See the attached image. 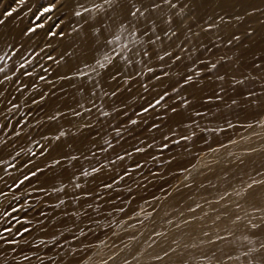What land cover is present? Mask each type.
I'll return each instance as SVG.
<instances>
[{"label": "bare ground", "instance_id": "bare-ground-1", "mask_svg": "<svg viewBox=\"0 0 264 264\" xmlns=\"http://www.w3.org/2000/svg\"><path fill=\"white\" fill-rule=\"evenodd\" d=\"M47 1L0 0V20L4 21L0 24V94L8 83L16 81L20 84L16 95L22 93L31 77L21 78L24 69L18 61L34 50L36 55L39 51L42 54L53 42L58 57L54 74L73 91L60 104L61 109L76 104L90 106L107 95L116 102L122 100L120 104L130 98L135 102L129 110L121 106L116 114L95 121L88 129L77 127L59 140L56 137L70 126L71 117H54L45 124L54 141L37 164L49 162L51 169L40 174L37 188L50 190L45 197L51 205L49 225L31 233L29 240L19 244V250L35 240L54 242L47 246L58 264H96L95 260H101L100 264H264V0H196L195 4L172 0L175 8L158 0L161 6L150 19L118 14L105 0H63L66 19L62 32L50 25V12L43 11L50 7ZM221 7L229 10L227 23L216 18ZM12 9L16 10L12 16L5 15ZM208 16L207 24L212 28L204 32L206 23L198 24ZM237 16L244 21L239 22ZM247 23L253 27L240 29ZM194 25L198 27L192 30L191 46L181 59L161 61L165 67L160 71H167V75L154 78L157 67L143 72L148 41L159 35L155 46L168 50L171 45L165 42L171 31L175 30L178 38ZM149 26L155 28L145 33ZM215 30H222L226 40L233 35L240 40H233L224 50L218 45L209 49L206 44ZM239 31L242 33L236 35ZM205 53L217 67L200 73L206 65L198 59ZM175 63L178 67L172 70ZM196 72L200 74L185 84V76ZM150 78L154 83L147 88V97L167 88L180 96L178 102L162 109L166 119L154 128L140 127L152 115L143 118L134 112L145 99L137 96L135 87H144ZM221 87L225 90L218 95L225 100L217 97ZM203 97H209L207 103L202 102ZM197 106L201 114L192 122ZM127 122L135 134L144 137L146 150L126 152L137 141L122 140L120 135L113 138L114 125L123 128ZM94 129L98 133H93ZM168 134L189 139H183L179 146L171 145L154 162L149 161L147 151L157 152ZM6 151L1 145L0 155ZM116 156L123 159L116 158L113 163ZM138 160H145L138 171L156 163L166 183H175L180 172L184 182L161 201L153 199L149 204L157 205L154 214L137 229L127 215L139 209L142 197H129L137 187L123 186L119 172ZM113 167L119 170L115 174ZM93 168L99 171L93 172ZM101 183L108 184L105 195L98 197ZM79 193L86 195L77 196ZM113 207L117 212L111 211ZM84 211L90 214L83 216ZM115 223L117 228L111 233L110 224ZM92 224L96 228L90 232L87 227ZM123 227L127 229L120 231ZM76 234L63 251L59 250L61 240ZM88 253L91 256L86 258ZM5 258L0 255V264ZM35 261L32 258L26 264Z\"/></svg>", "mask_w": 264, "mask_h": 264}, {"label": "rangeland", "instance_id": "rangeland-1", "mask_svg": "<svg viewBox=\"0 0 264 264\" xmlns=\"http://www.w3.org/2000/svg\"><path fill=\"white\" fill-rule=\"evenodd\" d=\"M47 2L52 8L49 13V15H51L49 20L50 25L62 32L63 29L61 25L66 19L63 0H48ZM216 13L218 15L216 18L219 20L220 17H224V21L230 19L228 14L229 10L226 7L219 8ZM210 18L211 16L206 17L198 25L206 23L203 26L208 28L209 25L207 22ZM243 21L244 17H240L239 22ZM198 25L188 27V33L178 37L179 39L176 38V31H171L168 34L169 40L165 42V44L171 45L168 50L162 48L160 44L155 46V41L159 38V35H157L155 39L153 38L154 40L148 41L145 50L147 53V64L142 67L143 72L145 73L149 69L157 67L159 72L154 75V78L165 75L167 71H160L164 69L165 65L160 64L162 60H160L159 57L164 56V60L170 61H176V56L181 57L182 53L188 51L187 48H190L192 30L198 27ZM241 26L243 27L240 29L243 30L253 27L252 23L243 24ZM154 28V26H149L145 33H148ZM173 32L175 35H172ZM223 33L222 30H215V33L212 34L213 39L206 44L209 49L210 47L213 48L218 45L224 50L223 47L229 45ZM240 33H242V31H239L236 35ZM45 49L46 51L42 52V54H40L39 51L38 55H36V50H34L27 57L18 61L17 65H23L20 68L24 69L20 74L21 78L27 77L28 75L31 77V80L27 87L24 88L23 92L16 95V90L20 86L19 82L16 81L8 83L3 93L0 94V146L4 145L7 149L4 154L0 155V255L6 257L3 264H26L28 260L32 258L36 259L35 264H58L54 257L55 255L51 253L52 250L49 249V246L54 245V242L45 243L42 240H35L30 242L25 250H19V244L29 240L31 233H39L49 225L48 221L50 219L51 205L45 201V197L50 193V190L47 188H37L40 174L51 169V163L49 162L44 165L37 164V160L46 156L49 145L54 141L53 138H49L45 131V124L54 117H71L72 123L63 130L65 135L77 127H83L85 129L90 128L95 121L105 117V112H107L108 115L116 114L121 106L127 111L130 107H133V103L135 102L134 98H130L124 100V102L120 104L122 100L116 102V98L113 99L111 96L107 95L97 99L90 106L76 104L67 109H61L60 104L68 100L73 91L71 88H66L62 85L61 76L54 74V69L57 66L56 61L58 59L54 54V43H48ZM166 52L171 53V55H165ZM198 61L206 65L201 69L200 73H206L211 69L210 56L208 53H205ZM177 67L178 64L175 63L172 70ZM196 73H190L189 75H192L194 79ZM43 81H46L45 85ZM153 83L154 79L150 78L148 81L146 80L144 82V87H135L138 88L137 96L142 99L145 98L142 106L134 108V112L137 113L136 116H142L144 118L149 114L152 115L151 120H143L140 127L143 125V127L147 126L149 128H154L158 122H164L166 116L162 109L168 104L173 105L180 99V96L176 95L170 88L164 89V91L157 95L147 97L146 90L148 87L152 86ZM127 86H129V83ZM224 90L225 88L221 87L216 92L220 100H225L222 95H218L222 94ZM162 95L165 96V99L154 108L151 107ZM201 100L207 103L209 97H203ZM198 107L199 106H197V109H193V113L190 117V121L192 122L199 119L198 116L201 114V110L198 109ZM144 108H149V111L144 112ZM153 111H155V113ZM77 112H79L80 115H76ZM130 112H132V109ZM118 129H120L121 132H119ZM118 129L114 125L113 132L115 131L116 137L113 138H119L121 136L122 140L137 141L126 152L134 153L139 150L147 149V146L142 142L144 141V137L135 134L133 129L129 127V122H127L123 128ZM92 132L98 133L95 129L92 130ZM182 137L183 136L172 138L171 134L166 135L163 143L158 146L157 152L153 150L147 151L148 160L154 162L159 155L169 150L171 145L176 144L179 146L183 141ZM156 141V139L153 140V142ZM177 141H179V143H177ZM203 152L205 151H202V153ZM116 158L117 156L112 158V161ZM144 161L145 160H138L121 169V173L119 172V176L123 177V186L133 184L137 187V190L132 192L129 197L131 198L137 195L142 197L139 209L135 213L127 215V220L133 221L137 229L143 227L150 220L157 208V205H150L149 203L155 198H159V201H161L170 191H174L184 182V174L180 172L176 177L175 183H166L165 175L161 174L160 168L155 167L156 163H154V165H148L145 171H138L137 167L144 165ZM102 163L103 161L99 162L98 165ZM113 171L115 174L119 170L113 167ZM33 173H35V175H33ZM25 177H28V179H25ZM116 179L112 181L114 182ZM108 183H101L98 185L100 187L97 191L98 197L105 195L104 186ZM84 195H86V193H79L77 196ZM111 211L117 212L116 207H113ZM89 214V211H84L82 213L83 216H88ZM117 225V223L114 225L110 224L109 229L111 233H114ZM95 228L96 225L93 224L87 227L90 232L94 231ZM126 229V227H123L120 228V231ZM110 234H108V236ZM77 235L78 234L73 235L70 239L61 240L59 243L60 246L63 247L59 250L63 251L64 245H67L68 241ZM125 242H128V240ZM36 247H38V250L35 254L29 252ZM91 254L88 253L86 258L91 256ZM95 263L100 264L101 260H95Z\"/></svg>", "mask_w": 264, "mask_h": 264}, {"label": "snow or ice", "instance_id": "snow-or-ice-1", "mask_svg": "<svg viewBox=\"0 0 264 264\" xmlns=\"http://www.w3.org/2000/svg\"><path fill=\"white\" fill-rule=\"evenodd\" d=\"M20 3H23L24 0H19ZM106 3L110 4L113 6V10L116 11L118 14H123L125 16H131V17H144L145 19H150L152 16V13L155 12L156 9L160 8V3H158V0H105ZM164 3L167 4H171V6L173 8L176 7L175 4L172 3V0H164ZM190 4H195L196 0H189ZM188 6V5H186ZM52 10L51 7L45 8L43 11L44 12H50ZM16 11L15 9H12V11L6 12L5 15L7 16H12L13 12ZM43 14V13H42ZM147 14V15H146ZM76 15H80V13H76ZM237 20L240 19L239 16L235 17ZM220 20L224 23H227V21H224V17H220ZM4 23L3 20H0V24ZM212 25H209L208 28L202 29V31L207 32L209 30H211ZM30 31H34L30 30ZM172 35H175V33L173 32ZM199 35V34H196ZM247 35L251 36L252 33L249 32L247 33ZM239 41L240 37L239 36H235L233 35L231 39H229L227 41L228 44H231L232 41ZM154 43V41H153ZM165 55L170 56L171 53H165ZM160 60H164V56H160L159 57ZM181 59L180 56H176L175 60L179 61ZM101 67H103V65H101ZM217 67V65L215 63L211 64V69H215ZM257 67H259V65H257ZM0 71H3V69H0ZM149 71H152V69H149ZM189 71H191V69H189ZM82 75H86V73H81ZM165 75H167V73H165ZM196 75H199V73H196ZM157 79H160V77H157ZM218 79L223 80L224 77L223 76H219ZM193 80V76L192 75H186L184 78V83L187 84L188 82ZM237 83H243V81H237ZM183 86V85H182ZM113 95H115V92H113ZM166 95V94H165ZM249 95H255L254 93H250ZM165 99V96L162 95L159 99H157L155 101L154 105H151V107H155L156 105H159L161 103V101H163ZM187 103V102H186ZM237 103L235 100H233V104ZM144 112H148L149 108H144L143 110ZM172 112H176V108H172L171 109ZM76 115H80L79 112L76 113ZM104 115H108L107 112L104 113ZM133 124H136L137 122L135 120L132 121ZM64 133L61 132L60 136H57L56 139L59 140L61 136H63ZM182 139H189V137L185 136L182 137ZM177 143H179V141H177ZM73 160L77 159V157L72 156L71 157ZM117 159L122 160L123 157H117ZM56 164H59L60 161L56 160L55 161ZM113 163H115V161H113ZM93 172L99 171V169L93 168L92 170ZM84 175H88V173L85 171L83 173ZM33 175H35V173H33ZM25 179H28V177H25ZM80 185H76V187H79ZM107 187H111V185H107ZM249 187H251V185H249Z\"/></svg>", "mask_w": 264, "mask_h": 264}]
</instances>
